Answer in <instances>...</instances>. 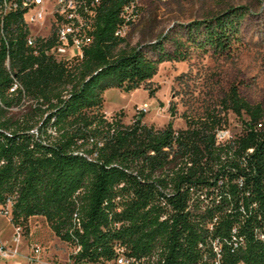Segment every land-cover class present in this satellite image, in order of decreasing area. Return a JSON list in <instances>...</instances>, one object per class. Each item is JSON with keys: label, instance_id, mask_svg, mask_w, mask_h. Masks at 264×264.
Wrapping results in <instances>:
<instances>
[{"label": "trees", "instance_id": "obj_1", "mask_svg": "<svg viewBox=\"0 0 264 264\" xmlns=\"http://www.w3.org/2000/svg\"><path fill=\"white\" fill-rule=\"evenodd\" d=\"M128 1L103 2L93 41L71 68L31 55L16 13L4 17L0 105L14 102L6 96L7 55L38 118L29 115L20 124L4 118L0 107V202L14 195L11 223L26 230L29 217H42L54 237L76 239L93 257H109L117 242L132 256L158 253L161 264H264V110L231 87L223 108L243 112L248 124L223 146L214 143L215 117L185 120L183 130L173 131L170 124L146 126L141 115L124 125L102 113L105 89L128 93L144 85L152 95L146 85L159 63L183 61L189 48L226 52L244 8L180 25L184 38L171 37V50L164 48L168 35L120 48L124 39L114 31ZM257 122L261 130L254 129ZM32 128L37 139L27 133Z\"/></svg>", "mask_w": 264, "mask_h": 264}, {"label": "rangeland", "instance_id": "obj_2", "mask_svg": "<svg viewBox=\"0 0 264 264\" xmlns=\"http://www.w3.org/2000/svg\"><path fill=\"white\" fill-rule=\"evenodd\" d=\"M239 6L245 14L238 21L236 38L226 52L189 48L183 61L159 63L146 85L153 90L152 95H148L144 85L128 93L105 89V118L114 117L129 125L141 115L140 123L146 126L159 130L170 124L173 131H179L185 128V120L193 122L211 116L219 120V128L231 136L237 135L248 124V118L243 112L236 115L223 108L231 87L249 106L264 110V0H135L133 19L121 30L124 41L119 44L120 48H127L168 35L164 48L171 50L172 38H184L180 25ZM35 107L33 100L24 97L20 106L4 107V118L20 124L29 115L37 119V114L32 113ZM25 226L26 241L41 246L60 261L65 259L64 244L53 236L42 217H29ZM10 233L7 217L0 216L1 240L8 241Z\"/></svg>", "mask_w": 264, "mask_h": 264}, {"label": "built area", "instance_id": "obj_3", "mask_svg": "<svg viewBox=\"0 0 264 264\" xmlns=\"http://www.w3.org/2000/svg\"><path fill=\"white\" fill-rule=\"evenodd\" d=\"M106 0H0V38L6 44L2 21L9 13H16L18 22L24 31L23 43L27 51L33 56L48 57L55 62L62 63L66 68L77 66L83 58L84 50L92 43L93 33L98 12ZM135 0L124 3L119 11L122 23L114 31V35L120 36L121 30L133 19ZM5 71L11 81L6 89V96L14 99L9 106L18 107L24 99L23 90L11 74L7 55L3 60ZM35 66V65H33ZM35 103V102H34ZM0 107H2L0 105ZM4 109V107H2ZM141 109H145L142 107ZM246 127V126H245ZM231 136L221 128L213 130L214 143L223 146L241 134ZM263 128L260 122L254 125L255 130ZM7 135L8 132L3 131ZM34 139L38 134L36 128L27 131ZM47 134L55 135L53 129ZM250 152V150H247ZM3 162L0 160V167ZM119 199L116 198V201ZM15 202V196L10 195L0 202V216L7 217L11 228L8 241L0 238V261L18 264H161L158 253H147L139 257L129 254L125 245L112 243L109 257L87 254L82 245L75 239L73 242H62L66 250V256L60 261L46 253V249L25 240L24 226L20 223H11V208ZM120 208H116L118 212ZM161 216L160 219H163ZM72 224L77 233H81L79 221L74 213ZM119 223H115L117 228ZM259 238H262L260 235ZM99 251V249H97Z\"/></svg>", "mask_w": 264, "mask_h": 264}]
</instances>
